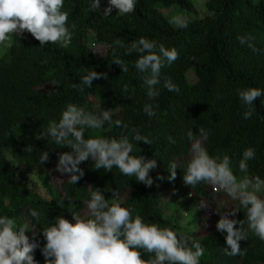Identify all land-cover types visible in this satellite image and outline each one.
Segmentation results:
<instances>
[{"label": "trees", "instance_id": "1", "mask_svg": "<svg viewBox=\"0 0 264 264\" xmlns=\"http://www.w3.org/2000/svg\"><path fill=\"white\" fill-rule=\"evenodd\" d=\"M91 2L64 0L62 10L69 12L68 27L72 30L71 25H76L67 48L51 43L41 48L39 41L27 32L0 44V216L15 218L17 226L29 225L31 231L26 235L30 242L39 245L32 253L34 262L45 264L43 228L54 224L58 216L74 223L72 213H84V201L90 199L88 186L92 185L101 190L109 203L113 199L109 189L118 193L121 206L133 210V218L138 214L145 223L169 227L186 237L189 246L193 241L199 242L204 249L200 264H264V241L251 231L247 240L239 242L245 255L229 257L224 254L227 233L216 228L220 217L214 224L205 223L201 208L197 209L202 232L191 235L181 213V209L189 210L194 205V201L184 200L187 196L200 199L211 188L206 182L191 187L183 181L191 158L192 142L187 138L190 129L197 136L201 127L208 132L204 147L209 155H228L238 179L248 175L264 180V0H206L207 14L203 18L193 0H136L132 13L120 15L113 9L109 16L103 15L108 0H101L96 12L89 10ZM175 14L187 16L186 28L173 24ZM92 34L108 45L104 56H98L91 47ZM248 36L255 38L253 43L259 51L253 52L247 43H240L238 37ZM140 37L177 50L179 58L171 65L165 62L161 78H170L179 87L178 93L169 92L161 84L157 86L160 95L148 99L144 74L134 67L138 54L125 55V48L114 43L119 38L127 47ZM116 57L128 65L127 73L112 64ZM93 70L106 73L107 78L94 80L91 88L85 87L83 92L72 87ZM189 75L194 76L192 81ZM251 87L261 89L262 95L254 101L251 118L245 120L247 107L238 93ZM42 88L50 92L45 93ZM70 103L94 115L109 110L113 121L119 119L128 125L125 129L106 123L102 129H87L85 138L119 139L128 135L134 145L131 155L156 161L157 166L149 172L153 179L151 187L123 175L115 167L111 172L95 170L89 158L79 165L85 174L78 183L65 181L59 190L53 189L58 154L71 149L60 147L50 136L37 139L44 130L38 134L33 130L58 122ZM148 103L154 106L156 116L149 117L143 111ZM132 128L153 143L132 140ZM169 137L176 142L170 143ZM29 145L34 148L30 154L24 150ZM248 148L255 150V158L248 161L247 173H242L239 160ZM7 151L15 162L8 158ZM44 151L49 153V161L40 164L39 155ZM170 162L178 167L175 180L168 179ZM36 164L45 169L42 184L49 198L27 185L28 174ZM166 193L171 194L180 210L175 205L174 212L165 211ZM238 206L235 201L230 210ZM30 210H35L38 218L32 217ZM244 211L240 208L229 218L244 220ZM244 227L247 229L246 223ZM142 258L151 257L142 253Z\"/></svg>", "mask_w": 264, "mask_h": 264}, {"label": "clouds", "instance_id": "2", "mask_svg": "<svg viewBox=\"0 0 264 264\" xmlns=\"http://www.w3.org/2000/svg\"><path fill=\"white\" fill-rule=\"evenodd\" d=\"M101 0H92L90 11L100 9ZM109 6L103 15L109 16L113 8L118 14H130L135 11L136 0H108ZM64 0H0V44L9 42L10 37L20 38L25 32L30 33L43 48L48 43L67 48L72 40L76 25L68 27L69 12L63 11ZM181 28H186L187 22L176 18ZM243 45L247 43L253 52L259 51L254 46V37H238ZM118 47L125 48V55L138 54L134 67L144 74L142 79L146 87V95L152 100L160 95L158 85H163L169 92L180 91L170 78H161V69L165 62L171 65L179 58L175 48L167 49L155 40L140 37L125 46L122 39L114 42ZM112 64L128 72V65L121 58L116 57ZM107 78L106 73L95 70L84 75L79 84L72 87L83 92L84 88H91L96 79ZM127 91V86H125ZM239 98L247 111L243 118L250 119L255 109L254 101L261 97L262 90L256 87L239 90ZM156 108L159 105L155 106ZM143 111L149 116L157 115L151 103L145 104ZM106 123L116 127L128 128L122 121L112 120L109 110L100 115L86 112L75 104H68L61 113L58 122L49 123L48 127L37 137L50 136L60 147L71 149L69 152L58 154L56 170L62 174H70L68 181L76 184L84 176V170L79 165L89 160L93 161V169H103L111 172L118 168L127 177H135L138 182L151 187L153 179L150 170L154 169L156 161L148 160L143 155H131L134 145L128 135L117 138H85L87 129H102ZM199 135L190 129L187 138L191 141V158L187 162L183 181L186 185L195 187L206 182L213 191H223L232 200L238 201L239 206L220 215L216 228L226 232L227 248L224 254L229 257L243 256L240 241L247 240L251 231L261 241H264V198L259 193L264 189V180L259 176L248 175L238 179L231 168L228 155L222 158L210 156L204 147L208 132L199 128ZM132 140L146 144L153 142L139 130H130ZM170 143L176 141L169 137ZM29 154L33 146L24 149ZM139 151H141L139 149ZM255 158V150L246 149L239 160V171L247 173L248 161ZM49 161V153L41 152L39 163ZM177 164L170 162L168 170L169 180H175ZM162 179V177H160ZM90 199L84 201L87 211L81 215L72 213L74 223L63 216H58L54 224L43 228L46 244L42 248L45 264H200V257L204 249L199 242H191L182 234L178 235L169 227H161L157 223H145L140 215L133 218L131 209L121 206L119 195L112 192V202L105 198L99 188L89 185ZM61 205L63 202H58ZM208 207L203 204L202 208ZM243 208L246 219H230ZM34 218H38L35 210H30ZM247 224V229L244 225ZM239 224V228L236 225ZM31 231L27 223L17 226L15 218L0 216V264H35L33 251L39 247L36 242H30L26 232ZM230 249V250H229ZM142 253L150 254L149 259H143Z\"/></svg>", "mask_w": 264, "mask_h": 264}, {"label": "rangeland", "instance_id": "3", "mask_svg": "<svg viewBox=\"0 0 264 264\" xmlns=\"http://www.w3.org/2000/svg\"><path fill=\"white\" fill-rule=\"evenodd\" d=\"M193 1L201 12L200 17L201 18L205 17L207 14L206 7H205L206 0H193ZM166 12H169V11H166ZM176 18H180V20L184 21L187 18V16L183 14H175L174 18H172V22ZM191 18L193 19L195 18V16L192 15ZM173 24L175 26H179L177 23L173 22ZM90 44L94 52L98 56H104L107 53L108 45L97 41L94 38V34H92ZM193 77H194L193 75H189L188 76L189 81H192ZM41 90L45 93L50 92V90H48L47 88H42ZM47 127L48 125L37 127L33 130V133L38 134L44 129H46ZM7 156L11 161L15 162L14 158L12 157L9 151H7ZM44 175H45L44 167H42L39 164L34 165L28 174L27 185L31 190L38 192L41 196L45 198H49V193L42 184V177ZM69 175L70 174H67V173L62 174L58 171L56 173L54 180L51 183L53 189L56 191L59 190L61 188L62 183L65 181H68ZM258 195L264 198V189H262L261 193H259ZM184 200L191 201L192 203L194 201V205H192L189 210L181 209V213L185 215L183 224H185L188 233L191 235L193 234L197 235L198 233L202 232L200 229V225H199V219L196 217L197 209L201 208V211L203 213L201 219L203 222L206 223L207 221L208 223L214 224L216 222L217 217H220V215H223L224 212H229L232 203L235 202L229 196H227V194L224 193L223 191H219V192L213 191L212 187L207 192H204L200 196V199L196 197H192V195H189ZM203 204H208V207L202 208ZM175 205L178 206V208L180 207L179 204H177L172 199L171 194L166 193L164 196V204H163L165 211L170 212V213L174 212L175 210H177V207ZM178 210H180V208ZM86 211L87 209L84 211V213Z\"/></svg>", "mask_w": 264, "mask_h": 264}]
</instances>
